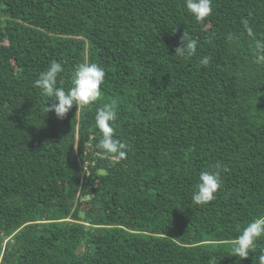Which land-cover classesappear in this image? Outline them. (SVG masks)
Returning a JSON list of instances; mask_svg holds the SVG:
<instances>
[{"label": "trees", "instance_id": "trees-1", "mask_svg": "<svg viewBox=\"0 0 264 264\" xmlns=\"http://www.w3.org/2000/svg\"><path fill=\"white\" fill-rule=\"evenodd\" d=\"M212 3L198 22L184 0H0V264H258L264 239L247 259L227 241L264 215V67L240 23L264 39V0ZM53 60L66 89L103 67L102 96L47 114L33 84ZM113 101L118 163L95 148ZM217 163L216 199L193 204Z\"/></svg>", "mask_w": 264, "mask_h": 264}, {"label": "clouds", "instance_id": "clouds-1", "mask_svg": "<svg viewBox=\"0 0 264 264\" xmlns=\"http://www.w3.org/2000/svg\"><path fill=\"white\" fill-rule=\"evenodd\" d=\"M184 7L198 22L204 21L213 12L212 0H184ZM240 23L250 41V49L254 56L253 62L264 67V39L257 38L248 17L242 18ZM229 40L234 41L238 38L230 36ZM180 43L182 46L175 50L176 57L187 59L197 54L198 42L188 32H183ZM200 63L202 66L209 65L210 57H202ZM63 71L62 64L53 60L44 71L40 72L33 84V87L39 89L43 96L49 98L45 105L46 113L54 112L59 119L65 118L73 106L78 111L96 102L102 96L101 85L106 75L103 67L85 60L74 66L71 87L66 89L58 86V76ZM117 119L118 105L114 101L104 103L96 109L95 126L101 133V138L95 145V148L101 151L96 155L118 163L127 158V145L114 136V125ZM221 187V164L217 163L215 170L200 172L199 182L191 197L192 203L207 205L216 199V194ZM261 239H264V215L248 222L240 234L227 243L233 256L247 259L250 254L256 252L257 242ZM255 259L258 260V264H264V252H261Z\"/></svg>", "mask_w": 264, "mask_h": 264}]
</instances>
